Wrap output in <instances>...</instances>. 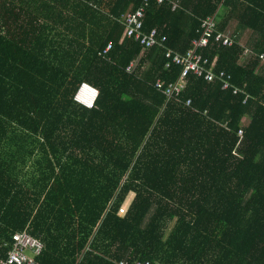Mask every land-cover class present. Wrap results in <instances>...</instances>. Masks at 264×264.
Here are the masks:
<instances>
[{
	"label": "trees",
	"instance_id": "16d2710c",
	"mask_svg": "<svg viewBox=\"0 0 264 264\" xmlns=\"http://www.w3.org/2000/svg\"><path fill=\"white\" fill-rule=\"evenodd\" d=\"M142 3L0 0V260L27 230L43 244L37 264H264V0L145 11L144 30L185 53L228 7L248 47L210 38L202 54L246 103L192 72L178 98L158 91L183 67L126 36L121 16ZM84 82L92 108L74 100Z\"/></svg>",
	"mask_w": 264,
	"mask_h": 264
},
{
	"label": "built area",
	"instance_id": "2783aa9c",
	"mask_svg": "<svg viewBox=\"0 0 264 264\" xmlns=\"http://www.w3.org/2000/svg\"><path fill=\"white\" fill-rule=\"evenodd\" d=\"M165 0H158L159 3ZM150 0H143V3L134 11H129L121 16V22L125 25V34L128 38H133L138 41L145 48H151L155 45L164 48V56L167 59L165 67L168 68L171 63L181 65L183 70L179 78L175 82L166 83L164 80H157L155 88L162 91L168 100L178 98L186 87V77L192 72L197 76L204 77L208 82H219L223 90H232L234 94H245L244 103L250 97L244 86L236 85L232 82L231 75L223 70L215 68V60L212 62L202 54L208 44L210 38H215L216 42L223 45H232L234 43L233 36L230 32H225L218 29L217 19L215 15L207 16L202 21L201 37L192 41V46L185 53H180L166 45L167 37L162 35L157 28L149 31L144 30V17L146 7L149 5ZM176 2H172V8H176ZM112 48L110 42L99 55L106 56ZM248 53V50H247ZM264 60V54L260 55ZM140 58L132 61L127 71L132 72L136 69ZM98 95V90L90 84L84 82L78 88L74 100L87 108H92ZM191 100L188 99L186 105L189 106ZM240 136L243 134L242 130L238 133ZM128 200L119 208V215H124L129 206ZM12 245L8 251L6 258L0 260V264H37L34 257L39 255L42 251V242L29 234L27 230L16 232L12 235ZM120 264H127L122 261ZM134 264H150L149 261H137Z\"/></svg>",
	"mask_w": 264,
	"mask_h": 264
},
{
	"label": "crops",
	"instance_id": "0c3cea01",
	"mask_svg": "<svg viewBox=\"0 0 264 264\" xmlns=\"http://www.w3.org/2000/svg\"><path fill=\"white\" fill-rule=\"evenodd\" d=\"M216 19H217V24L219 21L221 23H226L225 29L222 31L225 32H230L231 35L233 36V39L237 40L238 43L243 47H248V42L252 37V30L251 29H242L239 27V22L235 18H229L228 21L226 18L229 16V8L228 7H221L218 11L217 14H215ZM245 33H249V38L247 42H243L242 37L244 36ZM169 47V46H168ZM171 48V47H170ZM247 49V48H246ZM248 50V49H247ZM139 58V57H138ZM137 59V58H136ZM135 60V59H134ZM133 60V61H134ZM140 61V60H139ZM132 62V61H131ZM130 62V63H131ZM139 64V63H138ZM138 66V65H137Z\"/></svg>",
	"mask_w": 264,
	"mask_h": 264
},
{
	"label": "rangeland",
	"instance_id": "374dc122",
	"mask_svg": "<svg viewBox=\"0 0 264 264\" xmlns=\"http://www.w3.org/2000/svg\"><path fill=\"white\" fill-rule=\"evenodd\" d=\"M248 38H249V33H245L244 36L242 37L243 42H244V43L247 42ZM245 53L247 54V49L245 50L244 54H245ZM247 121H248V120H247ZM247 121H246V122H247ZM132 196H133V194H131V195L128 197V202H130Z\"/></svg>",
	"mask_w": 264,
	"mask_h": 264
}]
</instances>
